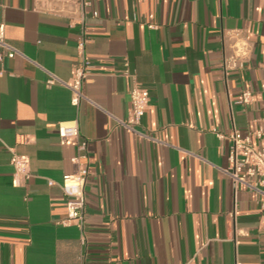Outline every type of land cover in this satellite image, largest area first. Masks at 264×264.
<instances>
[{
  "label": "crops",
  "instance_id": "0c3cea01",
  "mask_svg": "<svg viewBox=\"0 0 264 264\" xmlns=\"http://www.w3.org/2000/svg\"><path fill=\"white\" fill-rule=\"evenodd\" d=\"M42 1L0 0L4 40L22 54L0 62V264H264L262 196L225 175L219 137L264 131V0H88L91 68L77 106L45 83L72 82L81 27ZM236 32L251 53L225 77ZM135 82L149 92L136 130L155 141L115 123ZM242 90L252 105L238 104ZM74 122L78 140L61 145L59 125ZM80 142L83 236L59 224ZM12 153L29 160L18 185Z\"/></svg>",
  "mask_w": 264,
  "mask_h": 264
},
{
  "label": "built area",
  "instance_id": "2783aa9c",
  "mask_svg": "<svg viewBox=\"0 0 264 264\" xmlns=\"http://www.w3.org/2000/svg\"><path fill=\"white\" fill-rule=\"evenodd\" d=\"M88 0H43L40 8L52 15L62 16L69 20L71 25L81 27V39L77 44L78 60L73 65L72 82L66 84L50 75L46 81V86L50 87L59 84L67 88L71 94V104L77 106L80 101L85 100L82 92L83 84L90 74L91 65L86 58L85 48L88 43L86 37V18L90 10ZM96 17V13L92 12ZM251 53V44L246 41L239 32L233 35V43L230 53L222 58V71L225 75L232 71H239L243 64L248 60ZM22 54L9 45L4 40V27L0 25V62L4 57L14 58ZM131 108L125 119H117L115 123L127 132H131L140 138L155 141L148 134L140 133L136 130L141 125V120L145 114L149 103V92L139 83L135 82L130 92ZM254 102V96L249 90H242L238 104L248 107ZM80 135L78 125L74 123L60 124L59 137L60 144L75 142ZM221 139H227L230 143L228 160L230 166L224 171L235 184H242L250 190L261 194L260 208L264 211V131L257 130L246 135H242L238 130L233 129L228 134H220ZM259 140L260 147L256 148L252 144L253 139ZM86 142L78 144V154L72 162L78 165L75 174H67L62 178L59 185L66 196V217L59 222L63 227L75 226L82 234L84 233V209L85 195L84 186L88 175ZM10 163L14 169V183L19 184L30 177L29 160L26 156H19L12 153Z\"/></svg>",
  "mask_w": 264,
  "mask_h": 264
}]
</instances>
